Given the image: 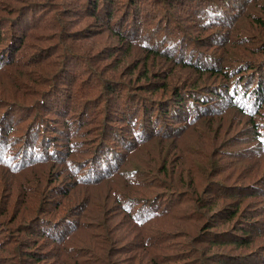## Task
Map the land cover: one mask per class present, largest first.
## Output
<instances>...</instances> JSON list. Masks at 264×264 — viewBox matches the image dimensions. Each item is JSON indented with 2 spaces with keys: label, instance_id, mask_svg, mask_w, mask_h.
<instances>
[{
  "label": "trees",
  "instance_id": "1",
  "mask_svg": "<svg viewBox=\"0 0 264 264\" xmlns=\"http://www.w3.org/2000/svg\"><path fill=\"white\" fill-rule=\"evenodd\" d=\"M0 264H264V0H0Z\"/></svg>",
  "mask_w": 264,
  "mask_h": 264
},
{
  "label": "rangeland",
  "instance_id": "2",
  "mask_svg": "<svg viewBox=\"0 0 264 264\" xmlns=\"http://www.w3.org/2000/svg\"><path fill=\"white\" fill-rule=\"evenodd\" d=\"M76 1V0H75Z\"/></svg>",
  "mask_w": 264,
  "mask_h": 264
}]
</instances>
